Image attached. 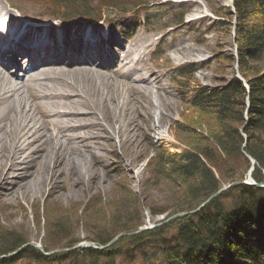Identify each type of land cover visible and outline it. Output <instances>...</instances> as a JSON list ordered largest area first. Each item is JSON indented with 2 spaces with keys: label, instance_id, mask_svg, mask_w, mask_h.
<instances>
[{
  "label": "rangeland",
  "instance_id": "obj_1",
  "mask_svg": "<svg viewBox=\"0 0 264 264\" xmlns=\"http://www.w3.org/2000/svg\"><path fill=\"white\" fill-rule=\"evenodd\" d=\"M231 1H164L167 9L153 12V15L161 12L164 16L160 25L169 23L170 17L178 13V6L187 5L183 9L187 12L183 25L168 31L158 28V32H149L143 27L133 30L134 23L122 18L118 22L119 27L122 23V34L133 31L135 42L149 44L144 52L145 65H139L133 72L143 77L154 75L152 87L148 89L145 85H137L138 90L125 83H116V87L122 89L121 95L117 98L114 94L113 101L104 106L106 92H100L94 97L91 84H84L82 90L87 91L89 88L93 98H88V111L92 116L86 119L88 125L82 132L88 141H83L84 144L78 147L74 146V152H62V156L75 161L77 169L71 170L69 165L63 163L58 166V171L62 174L54 180L56 176H50L48 172L47 175L44 174L47 171L44 167L47 164L46 156L43 158L45 152L38 151L27 169H35L29 174L31 177L28 175V179L32 175L37 179L36 176L43 172L46 179L44 178L41 187H32V192H25L21 188L18 190L16 183L27 180L20 179V173L24 172L19 169L23 165L14 167L9 160L10 153H2L1 156L6 154L7 157L0 156V227L21 232L29 243L42 245L47 230L52 228L53 222L50 224V221L62 218L69 221L71 227L75 226L77 237L83 243L86 236L83 227L89 225L93 216L121 214L120 211L133 201L131 197L139 198L143 209V223L137 230H152L153 226L173 215L172 206L182 197L183 187L167 178V172L164 175L155 173V167L160 162L159 150L179 154L183 150H196L200 145L214 142V115L210 109L207 112L191 106L189 97L197 88L222 87L239 73L237 64L229 58L233 57L237 47V37L233 33V23L236 21L233 22L226 11ZM16 5L31 20L40 17L37 8H23L17 2ZM170 11L173 12L168 16ZM149 13L146 15H151ZM13 15L16 16L14 13ZM220 19L229 22L230 26L221 25ZM260 20L261 17L258 21ZM64 25L67 28H78L83 23ZM159 37L163 41L161 38V48L156 50L154 45L159 42V39L156 41ZM190 62L195 64V71L189 79L182 80L185 88L174 86L172 77L176 67ZM251 65L254 69L262 67V63ZM106 71L110 72L109 69ZM77 80L79 82L76 81V84L84 82L83 79ZM180 93H185L186 100H182ZM82 119L83 117L77 121L80 123ZM10 123H13L11 119L7 124ZM28 149V153H34L33 148ZM245 178L246 175L241 181ZM159 209L168 212L164 215H151V211Z\"/></svg>",
  "mask_w": 264,
  "mask_h": 264
},
{
  "label": "trees",
  "instance_id": "obj_2",
  "mask_svg": "<svg viewBox=\"0 0 264 264\" xmlns=\"http://www.w3.org/2000/svg\"><path fill=\"white\" fill-rule=\"evenodd\" d=\"M47 1L63 19H93L99 17L103 7L124 12L148 3V0ZM233 5L235 13L228 8L226 11L230 18L236 19V63L247 88L236 77L222 87L197 88L189 102L203 111L211 110L216 124L214 142L179 154L159 150L160 162L155 173L167 172V178L183 187L182 197L172 206L173 215L197 209L225 184L241 182L251 167L249 158L256 162L253 180L264 181V0H234ZM182 18V15L175 17L178 21ZM221 25L230 23L221 21ZM229 58L235 62L232 56ZM260 63L259 69L251 65ZM131 200L121 214L93 216L89 225L83 227L85 241L104 246L117 235L131 234L140 228L142 204L139 198ZM167 212L153 210L151 215ZM52 222L41 246L45 252L66 251L44 256L29 246L11 258L1 259L0 264H261L264 258V188L255 186L233 187L192 215L121 237L101 250H70L81 241L77 229L62 218H54ZM27 243L23 233L0 227V257Z\"/></svg>",
  "mask_w": 264,
  "mask_h": 264
},
{
  "label": "bare ground",
  "instance_id": "obj_3",
  "mask_svg": "<svg viewBox=\"0 0 264 264\" xmlns=\"http://www.w3.org/2000/svg\"><path fill=\"white\" fill-rule=\"evenodd\" d=\"M2 11L3 7L0 5V13ZM6 14H9V12ZM62 31L63 34L60 39L56 36L55 30L50 29L48 38L53 44L47 47L49 52L70 48L69 43L72 39L78 41V38L69 29H62ZM3 35V33H0V37ZM26 37L29 38L30 34H27ZM68 51L74 53L75 50L71 46ZM141 51H145L143 44H136L132 49L131 45L127 49L124 48L117 63L112 65L114 68L110 72L103 71V66L80 69L70 66V64L68 66L62 64L56 68L54 67V70L57 71H51L52 68L47 67L35 68L31 73L26 72L23 79L14 75L16 72H21L19 66L9 67V65H4L0 58V156L2 153H10L11 158L9 160L14 167H17L18 164L20 167L23 165L19 170H22L25 174L20 173L21 176H19L20 179L27 178V180L16 183L19 186L18 190L21 188L25 192H32L30 191L32 187L43 185L44 172L38 174L37 179L32 175L34 181L31 180L32 178L28 179L29 174L35 169L32 168L30 171L27 169L30 167L34 154H37L38 151L45 152L43 158L46 156L47 164H44V167L47 171L44 174L47 175L48 172V175L56 176L54 180L62 174L61 171H58L60 168L58 166L63 165V163L69 165L71 170L75 171L77 169L78 165H75V161L62 156V152L64 150L74 152L76 151L74 146L78 147L82 145L83 141H88L82 132L86 130V125H88L86 119L92 116L88 111V103L90 102L88 98H93L90 95L89 88L87 91L82 90L84 84H91V92H93L94 97L99 95L100 92H106L104 106L113 101L112 96L114 94L117 95V98L121 95L120 90L122 89L121 87L118 89L116 83H125L133 89H138L137 85H145L148 89L152 87L154 75L149 74L147 77H143L133 72L143 62L142 59L135 61L132 54ZM143 69L146 70L145 67ZM77 79H83L84 82H81V85L76 84ZM96 85L97 87H95ZM78 108L82 109L79 110ZM81 117L83 119L79 123L77 120ZM10 119L13 123L7 124ZM28 148H33L34 153H32L33 151L28 153ZM6 154L1 157L4 158ZM39 157L37 156V158ZM40 168H42V165ZM263 183L264 181L258 184Z\"/></svg>",
  "mask_w": 264,
  "mask_h": 264
},
{
  "label": "water",
  "instance_id": "obj_4",
  "mask_svg": "<svg viewBox=\"0 0 264 264\" xmlns=\"http://www.w3.org/2000/svg\"><path fill=\"white\" fill-rule=\"evenodd\" d=\"M249 161L251 163V168H250V171L249 173L251 174L253 169H254V166L256 165V162L254 159L252 158H249ZM240 184V182H235V183H232L230 185H227V186H224L222 187L220 190H218L216 193H214L213 195H211L200 207H198V209L192 211V212H189V213H178L176 215H173L172 217L168 218V220H166V222H169L173 219H177V218H180V217H183V216H187V215H191V214H194L196 212H198L199 210H201L204 206H206L207 204H209L213 199H215L217 196H219L221 193L227 191L228 189H230L231 187H234V186H238ZM252 185H255L257 187H264V183L263 184H256L255 182L252 183ZM146 229H149V228H145V229H139L131 234H120V235H117L116 237H114L106 246H103V247H100L99 249H103L105 247H108L110 245H112L113 243H115L119 238L121 237H124V236H127V235H134V234H138L140 232H143L145 231ZM34 247V248H37L38 250L41 251V253H43L44 255H47L45 252H43L42 248H41V245H37V244H34V243H27L26 245L22 246L19 250H17L16 252H14L13 254H10L8 255L7 257H11L15 254H17L20 250H22L23 248L25 247ZM88 246L86 243L84 244H80L78 247H86Z\"/></svg>",
  "mask_w": 264,
  "mask_h": 264
}]
</instances>
